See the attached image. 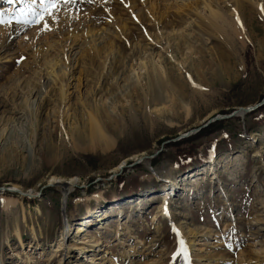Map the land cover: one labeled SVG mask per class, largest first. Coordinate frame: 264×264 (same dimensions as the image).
Instances as JSON below:
<instances>
[{"label":"rangeland","instance_id":"374dc122","mask_svg":"<svg viewBox=\"0 0 264 264\" xmlns=\"http://www.w3.org/2000/svg\"><path fill=\"white\" fill-rule=\"evenodd\" d=\"M6 1L7 16L23 6ZM262 7L77 0L46 17L50 30L24 25L10 49L0 24V187L29 195L0 192V264H172L192 236L195 257L222 243L261 258L264 107L181 137L264 99Z\"/></svg>","mask_w":264,"mask_h":264},{"label":"bare ground","instance_id":"6f19581e","mask_svg":"<svg viewBox=\"0 0 264 264\" xmlns=\"http://www.w3.org/2000/svg\"><path fill=\"white\" fill-rule=\"evenodd\" d=\"M6 1V0H5ZM6 5H8L9 6V8L11 9V10H13V7L14 6H17L18 7V5H19V0H13V2L11 3V4H9L8 3V0L6 1V4H4V6H6ZM74 5H76V4H74ZM21 6H22V4H21ZM73 6V5H72ZM19 7H20V5H19ZM32 7H33V5H32ZM15 8V7H14ZM8 10V8H2L1 10H0V13H3L2 12V10ZM19 9V8H18ZM17 9V10H18ZM15 10L16 9H14L13 10V15H16L17 13H18V11H16L15 12ZM59 11V10H58ZM237 13V12H236ZM8 15V14H7ZM7 15H4L5 17H7ZM238 15H239V12H238ZM28 17V20H31V16L29 15V16H27ZM238 19H240V18H238ZM238 21H240V20H238ZM14 24H16V25H14V24H10L8 27L6 26V33H4V35L6 34V36H5V38H6V48H9L10 49V46H12V40H13V38L21 31V29L24 27V25H26V24H28V23H24V24H22V23H16L15 21L13 22ZM4 27H2L1 25H0V32L1 31H3L2 29H3ZM8 50V49H7ZM9 51V50H8ZM66 74H65V72H64V76H65ZM61 90H65V88H64V84L61 86ZM62 93V92H61ZM243 111H240L239 112V114H241ZM209 121V120H208ZM79 135V134H78ZM101 135H100V133L98 132V131H92L91 132V135L88 137L89 139H91L90 141H92V143L93 142H95V140L97 139V138H99ZM81 138L82 139H86V137L84 138L82 135H81ZM84 141V140H83ZM97 143V142H96ZM95 143V144H96ZM106 145V144H105ZM124 164H125V162H122L119 166H118V170H120L123 166H124ZM197 175H199V174H197ZM195 177H198V176H194V177H192L193 179H195ZM199 179V178H198ZM197 180V179H196ZM75 181H74V179H70V181H67V183L66 184H64L63 183V181L61 180V179H59V178H51L49 181H48V186H54V184H57V185H59V186H63L62 184H64V186H65V188H66V186L67 187H71V185L74 183ZM167 182V181H166ZM196 182V181H195ZM166 186H168V185H166ZM169 187V186H168ZM7 188V187H6ZM12 191H15V190H17V191H20V192H22V193H24L21 189H19L17 186H11V187H9ZM168 190H169V188H168ZM13 193V192H12ZM21 196H22V194H21ZM170 199V196H169V192L167 191V192H165L164 193V195H163V199H162V201L165 203V202H167L168 203V200ZM13 199L12 198H6V199H3V203H4V207H5V209H8L9 210V208L11 207V206H13L14 204H13ZM162 204V208H165V207H168V205L166 206L165 204ZM38 212H40V210L38 209ZM28 220H29V216L28 215H26L25 213L20 217V221H19V224L18 225H16V227H19L20 225H26V223L28 222ZM158 219H157V216H153V220H152V222H155V221H157ZM88 222H86L85 224H87ZM69 224V226H70V222L68 223ZM86 227H88V226H85V228H84V223H81V224H79L78 226H77V231H76V234L77 235H82V234H84V232L86 231ZM71 228V227H70ZM16 233V232H15ZM33 236H34V238L37 240L38 238H37V235H36V233H34L33 232ZM117 235H120V232H118L117 233ZM202 236V235H201ZM193 238L190 240V242H189V245H191V249H190V251L189 252H186L185 250H184V245L183 244H181V248L179 249V251L176 253V255L174 256V261L172 262V264H195V263H197V264H264V255L263 256H261V258H259L258 259V256L259 255H256V254H254V253H252V251H245V250H241V251H239L238 250V248H235V247H232V250L230 251V252H227V251H225L224 250V248H223V244L222 243H220V245H219V248H218V246L216 247V246H214L213 248H217L218 250V256L217 257H212L211 256V253L208 255V253L209 252H206V251H203V250H200L198 253H201V256L200 255H198V254H195L196 255V257L194 256V254L192 253V250H196V249H194L193 248V246L196 244V240H197V238L195 239V240H193L194 239V236H192ZM205 237V236H204ZM118 237H116V239H117ZM189 238V237H188ZM17 239H18V241H19V244H20V246L21 247H23L24 245H23V239H22V235L20 234V233H17ZM101 239H102V237H96V238H93V246L94 247H96V248H98V247H100L101 246V244H102V242H101ZM86 240V239H85ZM86 242H88V241H86ZM86 242H81L80 244H86ZM90 242V241H89ZM92 242V241H91ZM208 243L207 242H205V244L204 245H207ZM187 245H188V243H187ZM7 247L8 248H10V246L9 245H7ZM69 247H71V246H69ZM68 247V248H69ZM75 248V247H74ZM106 248H109V246H106ZM75 249H78V250H80V252L82 253V254H84L85 252H86V247L85 246H80V247H76ZM209 249V248H208ZM238 250V251H237ZM88 252V251H87ZM263 254H264V252H262ZM81 254V255H82ZM41 255H43V253H41ZM17 258H20V257H18L17 256V254L15 255ZM129 256V255H128ZM125 257H127V255L125 256ZM30 258V257H29ZM28 258V259H29ZM29 260H31V259H29ZM129 262V261H128ZM133 261H131V263H132ZM62 263V262H61ZM113 263H115V264H118L119 263V261H115V262H113ZM28 264H31V262L30 263H28Z\"/></svg>","mask_w":264,"mask_h":264},{"label":"snow or ice","instance_id":"6c2138e0","mask_svg":"<svg viewBox=\"0 0 264 264\" xmlns=\"http://www.w3.org/2000/svg\"><path fill=\"white\" fill-rule=\"evenodd\" d=\"M13 0H8V3L11 4ZM23 5L19 12L16 15L5 17L3 13H0V24H11L13 21L16 23H31V24H42L44 30H50L49 24L46 17H51L55 19L54 13L59 10V5L63 4L74 5L77 3V0H39L40 10L36 11L32 5L36 3V0H31V3H25V0H19ZM91 2V0H89ZM264 11V7L261 9ZM31 16V20L26 19L27 16ZM25 17V19H22Z\"/></svg>","mask_w":264,"mask_h":264},{"label":"water","instance_id":"95a60500","mask_svg":"<svg viewBox=\"0 0 264 264\" xmlns=\"http://www.w3.org/2000/svg\"><path fill=\"white\" fill-rule=\"evenodd\" d=\"M264 105V99L260 102V103H258V104H256L255 106H253V107H249V108H240V109H238V110H235L231 115H229V116H218V117H215V118H212V119H210L206 124H204V125H202L201 127H199L198 129H196V130H194V131H192V132H190L188 135H184V136H182L181 138H184V137H187V136H189V135H191V134H193V133H196V132H199L201 129H203V128H205V127H207L209 124H211V123H213L215 120H218V119H228V118H231V117H234V116H236V115H239V112L240 111H243V115H245V114H247V113H250V112H252V111H254V110H256L257 108H259V107H262ZM178 139H175V140H172V142H175V141H177ZM122 169V168H121ZM5 191H7V192H13V193H18V194H22V196H29V195H27V194H24V193H22V192H20V191H17V190H15V191H12L10 188H6V187H0V192H5Z\"/></svg>","mask_w":264,"mask_h":264},{"label":"trees","instance_id":"16d2710c","mask_svg":"<svg viewBox=\"0 0 264 264\" xmlns=\"http://www.w3.org/2000/svg\"><path fill=\"white\" fill-rule=\"evenodd\" d=\"M262 107H264V106H262ZM209 127H213V125H210ZM205 130H206V129H204V131H205ZM174 146H178V143H175Z\"/></svg>","mask_w":264,"mask_h":264}]
</instances>
